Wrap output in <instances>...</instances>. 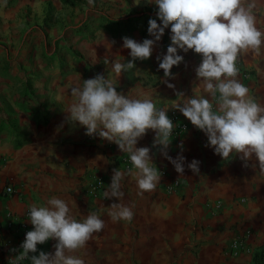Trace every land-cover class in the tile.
Instances as JSON below:
<instances>
[{
	"label": "crops",
	"instance_id": "obj_1",
	"mask_svg": "<svg viewBox=\"0 0 264 264\" xmlns=\"http://www.w3.org/2000/svg\"><path fill=\"white\" fill-rule=\"evenodd\" d=\"M118 1L123 9H128L127 0ZM129 1L136 10L158 9L154 0ZM3 3L14 6L7 20L17 21L22 7L41 16L39 21L48 25L43 13L51 0H0V5ZM55 4H60L59 0H52V6ZM1 8L0 16L4 11ZM150 18L157 19L152 14L136 21L130 16L123 21L103 17L97 26L84 22L41 32L34 25L24 32L21 51H3L4 46L0 45V58L5 59L4 64L0 61V174L21 193V199L14 196L6 203L21 213L33 203L45 205L56 196L69 203L77 220L98 213L106 226L78 253L86 264H254L249 255L230 256L226 245L248 228L252 231L247 239L251 247L264 248V174L258 167H244L235 154L222 160L213 148L206 146L205 133L184 117L187 131L172 140L167 149L173 159L178 155L185 157L183 175L164 158L160 146L152 147L154 131L148 130L136 145L149 147L158 170L178 179L179 188L174 194L165 193L161 177L154 191L140 196L135 178L127 174L129 169L122 164V158L129 155L113 142L87 136L85 127L67 120L68 108L75 99L71 87L82 85L83 79L97 74L113 80L116 90L124 95L151 98L157 108L167 109V115L176 109V104L193 95L195 68L201 62L199 54L178 49L177 54L184 61L171 69L174 78H165L159 69L156 57L167 53L170 27L149 59L136 60L135 68L118 77L113 71L114 61L132 60L130 50L123 48V37L137 42L153 39L147 32ZM257 26L264 30V0H260ZM88 30L92 31L93 40L85 39ZM102 32L108 42L115 41L112 46L103 40ZM238 62L254 74L251 79H238L250 89V95L264 103V54H249ZM168 83L174 88H169ZM178 92L185 97L177 96ZM193 159L200 162L198 174L187 167ZM254 162L253 159L249 164ZM114 168L125 173L120 202L132 208L131 222H113L107 215V207L119 203L115 197L104 198ZM94 173L103 175L105 188L100 197L93 199L86 195L85 185ZM216 201L223 206L217 214H211L207 203ZM55 242L38 245L36 255L40 251L54 253Z\"/></svg>",
	"mask_w": 264,
	"mask_h": 264
},
{
	"label": "clouds",
	"instance_id": "obj_2",
	"mask_svg": "<svg viewBox=\"0 0 264 264\" xmlns=\"http://www.w3.org/2000/svg\"><path fill=\"white\" fill-rule=\"evenodd\" d=\"M154 3L158 6L156 16L160 23L152 18L148 21L147 32L153 39L137 42L123 37V48L130 50L132 60L114 61L112 68L116 76L135 68L136 60L149 59L165 29L170 27L171 44L167 53L156 57L165 78H174L171 69L184 61L177 54L178 49L185 53L193 50L201 56L195 68L193 95L175 108L205 133L206 146L213 148L222 160L235 154L244 167H258L264 174V103L250 95V89L238 79L237 66L241 57L264 54V30L257 26L260 0H154ZM101 35L108 45L115 43L108 42L103 32ZM257 71L261 69L257 67ZM167 86L174 88L171 83ZM70 92L75 99L68 108L67 120L85 127L87 136L113 142L129 155L133 167L127 174L135 178L138 195L154 191L162 175L153 163L151 149L136 146L148 130L155 132L152 147L160 146L164 158L183 175L185 157L178 155L173 159L168 155L175 124L166 108H157L151 98H133L118 92L113 80L102 74L83 79V84L71 87ZM177 96L185 97L183 92ZM253 159L255 162L250 165ZM199 164L193 159L187 167L198 174ZM112 172L104 198L115 197L119 203L107 207V215L113 222H131L132 208L120 202L124 196L121 189L125 173L118 168ZM28 216L33 229L26 233L17 259H30L31 264H86L78 253L106 226L98 213L77 220L69 203L56 196L45 205L33 203ZM49 240L56 241L54 253L40 251L36 255L37 246Z\"/></svg>",
	"mask_w": 264,
	"mask_h": 264
},
{
	"label": "built area",
	"instance_id": "obj_3",
	"mask_svg": "<svg viewBox=\"0 0 264 264\" xmlns=\"http://www.w3.org/2000/svg\"><path fill=\"white\" fill-rule=\"evenodd\" d=\"M240 78L247 80L254 77L251 70L245 68L242 63L238 62ZM175 124V128L171 139H179L188 129V123L182 113L177 109L168 114ZM122 164L126 169L132 168L129 156L122 158ZM164 181V191L167 194H174L180 186V181L176 178H171L165 170H159ZM105 188L103 175L92 174L85 185V193L90 198L100 197ZM17 196L21 199V193L16 189L12 182L0 174V264H31L30 259L18 260L17 256L22 251L21 244L25 239V235L31 230L28 211L25 208L23 212H15L6 201L9 198ZM223 204L221 201H216L212 204L207 203V208L211 214H217ZM252 234V231L245 228L242 233L235 235L226 245L227 253L230 256H238L240 254L249 255L253 258L258 251L248 243L247 239ZM260 264H264V255Z\"/></svg>",
	"mask_w": 264,
	"mask_h": 264
},
{
	"label": "rangeland",
	"instance_id": "obj_4",
	"mask_svg": "<svg viewBox=\"0 0 264 264\" xmlns=\"http://www.w3.org/2000/svg\"><path fill=\"white\" fill-rule=\"evenodd\" d=\"M60 4L51 5L43 13L48 20V25H43L41 16L33 14V11L24 8L19 9L17 21L11 19L7 20L9 11L14 7L8 4H1L4 7L3 15L0 16V45L4 46L2 50H20L23 47L22 39L24 32L31 26L37 25L39 32L43 29L66 27L67 25L77 26L87 22L89 26H97L98 23H102L103 17H108L117 21L125 20L126 16H130V20H138L143 17H147V14H152L153 18H157L156 13L158 9L152 10L147 8H141L139 10L134 9L132 3L127 0L128 9H123L121 3L118 0H59ZM6 3V2H5ZM122 6V7H121ZM49 17H51L49 19ZM51 20V21H49ZM134 21V25L136 22ZM41 26V27H40ZM88 26V27H89ZM69 29V28H68ZM67 29V30H68ZM85 39L92 38V31H86ZM32 44V42H31ZM2 64L5 63L4 58H0ZM21 65V63H20Z\"/></svg>",
	"mask_w": 264,
	"mask_h": 264
},
{
	"label": "trees",
	"instance_id": "obj_5",
	"mask_svg": "<svg viewBox=\"0 0 264 264\" xmlns=\"http://www.w3.org/2000/svg\"><path fill=\"white\" fill-rule=\"evenodd\" d=\"M84 27H86V25H84ZM86 28H88V26ZM263 255H264V248H261L254 254L252 258V262L254 264H260Z\"/></svg>",
	"mask_w": 264,
	"mask_h": 264
}]
</instances>
